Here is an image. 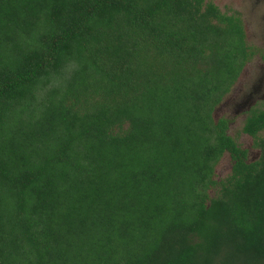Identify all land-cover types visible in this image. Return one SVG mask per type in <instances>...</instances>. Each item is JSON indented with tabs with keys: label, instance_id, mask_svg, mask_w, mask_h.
Masks as SVG:
<instances>
[{
	"label": "trees",
	"instance_id": "obj_1",
	"mask_svg": "<svg viewBox=\"0 0 264 264\" xmlns=\"http://www.w3.org/2000/svg\"><path fill=\"white\" fill-rule=\"evenodd\" d=\"M252 50L207 0H0V264H264V108L256 160L213 117Z\"/></svg>",
	"mask_w": 264,
	"mask_h": 264
},
{
	"label": "rangeland",
	"instance_id": "obj_2",
	"mask_svg": "<svg viewBox=\"0 0 264 264\" xmlns=\"http://www.w3.org/2000/svg\"><path fill=\"white\" fill-rule=\"evenodd\" d=\"M215 3L222 12H238L243 19L245 25V34L247 44L251 47H262L264 49V43L260 44L255 40V33H259V26L257 21H260L263 36L264 38V19H261L262 14L264 13V0H207ZM254 8V9H252ZM264 17V14H263ZM254 60V59H253ZM251 61L250 64L244 66L243 70L254 66V61ZM241 71V73L243 72ZM241 73L239 74L238 79L241 78ZM236 80V82H237ZM235 82V83H236ZM234 83V84H235ZM264 91V89H263ZM220 102L213 111V117L217 120L221 117H227L230 119V124L228 128V133L238 142L242 148H247L248 160H255L260 154V149L253 146V138L248 134H245L241 131L244 119L247 115L242 114H233L229 109L223 107ZM260 105V104H259ZM228 108V107H227ZM231 169V159L228 153H225L218 164L215 167V178L221 179L227 176ZM215 190H210L209 193L212 196Z\"/></svg>",
	"mask_w": 264,
	"mask_h": 264
},
{
	"label": "flooded vegetation",
	"instance_id": "obj_3",
	"mask_svg": "<svg viewBox=\"0 0 264 264\" xmlns=\"http://www.w3.org/2000/svg\"><path fill=\"white\" fill-rule=\"evenodd\" d=\"M263 14L261 19H264ZM239 16L241 18V15ZM241 20L243 27L245 28L243 19L241 18ZM256 24L259 25L257 26L259 27V33H255V40L258 43L263 44L264 38H262L263 31L261 29L263 26L261 25L260 21H257ZM252 51L253 54L246 65L250 64V62L254 59V66L248 67L244 70L242 69L243 72L241 73V78L238 79L235 84H233L230 91L223 97L221 101L223 107L229 109L231 113L235 115L240 113L242 115L248 116L252 110L264 108V49L258 45L257 48L253 47ZM227 119L229 120L230 124V119Z\"/></svg>",
	"mask_w": 264,
	"mask_h": 264
},
{
	"label": "water",
	"instance_id": "obj_4",
	"mask_svg": "<svg viewBox=\"0 0 264 264\" xmlns=\"http://www.w3.org/2000/svg\"><path fill=\"white\" fill-rule=\"evenodd\" d=\"M260 155V154H259ZM259 157V156H258ZM256 160V159H255Z\"/></svg>",
	"mask_w": 264,
	"mask_h": 264
}]
</instances>
